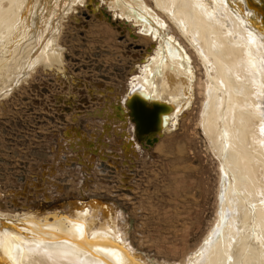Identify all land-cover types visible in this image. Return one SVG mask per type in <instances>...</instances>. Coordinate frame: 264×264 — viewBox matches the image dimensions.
<instances>
[{"label": "bare ground", "instance_id": "bare-ground-1", "mask_svg": "<svg viewBox=\"0 0 264 264\" xmlns=\"http://www.w3.org/2000/svg\"><path fill=\"white\" fill-rule=\"evenodd\" d=\"M86 1L0 0V100L40 65L62 64L63 21ZM152 2H107L116 18L158 46L131 83L127 103L113 107L116 119L122 130L133 123L137 141L153 146L201 86L200 127L219 164L218 212L186 264H264V0ZM184 46L206 80L197 77ZM200 194L205 200L208 191ZM0 264L147 263L137 260L113 221L98 223L89 211L43 218L0 211Z\"/></svg>", "mask_w": 264, "mask_h": 264}, {"label": "rangeland", "instance_id": "rangeland-1", "mask_svg": "<svg viewBox=\"0 0 264 264\" xmlns=\"http://www.w3.org/2000/svg\"><path fill=\"white\" fill-rule=\"evenodd\" d=\"M107 2L76 5L63 21L61 67L40 65L0 100V211L41 218L89 211L98 223L114 222L138 261L186 264L218 212L219 164L199 121L203 88L153 146L137 141L133 123L122 130L113 107L127 103L158 46ZM183 50L192 65L195 54L193 61Z\"/></svg>", "mask_w": 264, "mask_h": 264}]
</instances>
